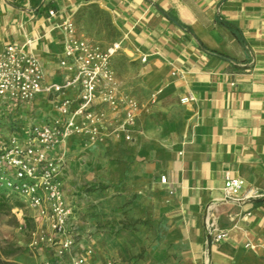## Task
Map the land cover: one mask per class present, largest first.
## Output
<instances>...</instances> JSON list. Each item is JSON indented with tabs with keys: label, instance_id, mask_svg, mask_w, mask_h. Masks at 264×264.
I'll use <instances>...</instances> for the list:
<instances>
[{
	"label": "crops",
	"instance_id": "obj_1",
	"mask_svg": "<svg viewBox=\"0 0 264 264\" xmlns=\"http://www.w3.org/2000/svg\"><path fill=\"white\" fill-rule=\"evenodd\" d=\"M87 5L108 15L119 43L111 67L140 109L129 140L68 139L60 175L74 254L89 246L98 263L264 264V196L222 198L226 176L244 180L241 195L264 194V0H0V50L24 45L45 82L62 81L61 24L72 18L84 35L74 15ZM53 107L41 96L12 112L47 120ZM77 151L84 157L75 162ZM76 166L83 182L111 177V191L78 207ZM207 217L226 233L210 246ZM37 255L53 257L44 248Z\"/></svg>",
	"mask_w": 264,
	"mask_h": 264
},
{
	"label": "built area",
	"instance_id": "obj_2",
	"mask_svg": "<svg viewBox=\"0 0 264 264\" xmlns=\"http://www.w3.org/2000/svg\"><path fill=\"white\" fill-rule=\"evenodd\" d=\"M48 13L52 16L54 10ZM61 28L63 50L58 65L64 77L60 82L44 81L38 59L24 45L10 43L0 50V189L7 197L26 198L22 203L30 213L28 249L38 254L44 248L53 255L42 264H133L112 259L98 263L89 246H79L80 252L74 254L76 243L66 227L71 210L63 197L60 175L68 139L81 136L92 144L109 137L129 140L140 104L122 90L111 67L119 43L102 48L81 34L72 18L64 20ZM41 96L51 100L55 114L39 125L18 120L12 110ZM191 100L190 95L181 98L182 102ZM119 113L120 117L113 115ZM160 180L165 182L164 177ZM243 186L244 180L226 176L222 198L243 202L264 196L241 195ZM20 210L15 207L11 212ZM204 228L213 242L226 236L212 217L205 219ZM259 247L264 257V246Z\"/></svg>",
	"mask_w": 264,
	"mask_h": 264
},
{
	"label": "rangeland",
	"instance_id": "obj_3",
	"mask_svg": "<svg viewBox=\"0 0 264 264\" xmlns=\"http://www.w3.org/2000/svg\"><path fill=\"white\" fill-rule=\"evenodd\" d=\"M74 20L84 35L91 36L104 44L113 43L115 31L109 25V17L96 6L87 5L81 7L75 13ZM28 120L38 125L44 121L43 117L39 116V114L32 115ZM19 133L20 131L15 132L16 135ZM87 143L92 144L89 141H87ZM84 146H86V144ZM87 154L93 162L95 152L88 151ZM82 157H84V151L72 152V159H74L75 162ZM83 174H85L84 171L78 166L71 170V188L74 187L76 189V191L71 194L76 197L78 207L80 205V200L83 201V196L87 197L96 192L102 193L111 191V177H103L104 179L98 182H92V180L83 182ZM0 192H3V189H0ZM14 197L20 202H26V198L22 195L15 194ZM29 220L30 213L26 207H23L16 213H0V259L16 262L18 264H42L39 255L33 254L28 249L30 231ZM19 225H22L21 229Z\"/></svg>",
	"mask_w": 264,
	"mask_h": 264
},
{
	"label": "trees",
	"instance_id": "obj_4",
	"mask_svg": "<svg viewBox=\"0 0 264 264\" xmlns=\"http://www.w3.org/2000/svg\"><path fill=\"white\" fill-rule=\"evenodd\" d=\"M24 204L17 199L7 197L3 192H0V213H9L15 207L22 209ZM0 264H18L12 261L0 259Z\"/></svg>",
	"mask_w": 264,
	"mask_h": 264
},
{
	"label": "water",
	"instance_id": "obj_5",
	"mask_svg": "<svg viewBox=\"0 0 264 264\" xmlns=\"http://www.w3.org/2000/svg\"><path fill=\"white\" fill-rule=\"evenodd\" d=\"M207 245L210 246V238H207Z\"/></svg>",
	"mask_w": 264,
	"mask_h": 264
}]
</instances>
